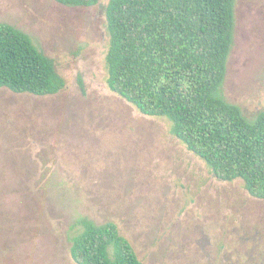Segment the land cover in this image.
<instances>
[{
    "label": "rangeland",
    "instance_id": "1",
    "mask_svg": "<svg viewBox=\"0 0 264 264\" xmlns=\"http://www.w3.org/2000/svg\"><path fill=\"white\" fill-rule=\"evenodd\" d=\"M0 0L66 85L38 96L0 88V264H76L84 221L115 222L145 264H264V199L218 179L171 133L110 90L105 7ZM222 93L264 110V0H236Z\"/></svg>",
    "mask_w": 264,
    "mask_h": 264
},
{
    "label": "trees",
    "instance_id": "2",
    "mask_svg": "<svg viewBox=\"0 0 264 264\" xmlns=\"http://www.w3.org/2000/svg\"><path fill=\"white\" fill-rule=\"evenodd\" d=\"M235 6L236 0H109L107 84L142 114L167 118L171 133L218 179H242L264 199V110L249 119L222 93ZM65 85L55 61L27 33L0 23V88L45 96ZM83 225L70 248L76 264H145L115 222Z\"/></svg>",
    "mask_w": 264,
    "mask_h": 264
}]
</instances>
